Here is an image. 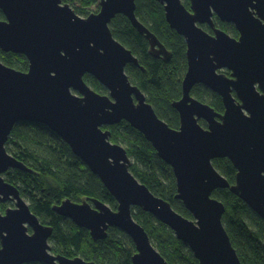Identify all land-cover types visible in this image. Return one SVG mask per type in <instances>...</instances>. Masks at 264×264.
I'll list each match as a JSON object with an SVG mask.
<instances>
[{
    "label": "water",
    "instance_id": "water-1",
    "mask_svg": "<svg viewBox=\"0 0 264 264\" xmlns=\"http://www.w3.org/2000/svg\"><path fill=\"white\" fill-rule=\"evenodd\" d=\"M155 1L187 44L182 97L172 103L179 129L161 119L131 82L126 68L141 67L139 59L110 28L123 15L145 36L154 57L171 60L137 17L136 0H100L99 12L87 18L63 0H0L6 17L0 21V50L23 55L29 63L28 71L21 72L0 61V200L16 202V209L0 212V264H97L53 254V227L43 224L20 190L5 181L10 170L32 172L6 149L21 122L43 125L60 137L117 201L116 211L98 199H66L54 206L95 242L115 228L136 246L132 264H169L135 220L133 210L140 208L168 226L199 264H243L223 224L226 207L213 194L229 189L264 221V0H190L189 9L182 0ZM215 17L233 24L239 38L218 28ZM86 75L108 94L92 89ZM199 85L222 98L223 114L192 95ZM122 122L141 133L171 167L177 199L192 219L130 171L126 149L113 144L110 131L104 130ZM218 159L235 167L234 185L214 166Z\"/></svg>",
    "mask_w": 264,
    "mask_h": 264
},
{
    "label": "trees",
    "instance_id": "trees-1",
    "mask_svg": "<svg viewBox=\"0 0 264 264\" xmlns=\"http://www.w3.org/2000/svg\"><path fill=\"white\" fill-rule=\"evenodd\" d=\"M63 1L70 3V6L79 3L81 9L78 12L88 14L86 10L100 0ZM182 1L189 9L190 0ZM136 4L137 17L171 53L170 61L154 57L145 36L123 15H118L110 28L114 37L139 59L143 68L127 66L126 72L131 82L146 94L147 101L161 119L170 127L179 129L180 116L172 103L182 97V81L187 71L186 41L168 25L163 5L155 0H136ZM2 20H6V17L0 10ZM216 23L238 38L239 33L232 25L223 24L218 19ZM204 29L211 32L209 27ZM0 61L21 72H27L29 68L27 59L14 53L0 50ZM85 81L96 92L108 94L106 88L93 77L86 75ZM192 95L213 107L216 112H225L222 98L208 88L196 86ZM202 125L206 127L203 122ZM104 130L110 131L113 144L126 149L131 159L130 171L134 176L154 195L169 202L179 214L192 219L184 204L177 199L178 188L171 167L158 157L152 144L126 122L104 127ZM6 149L32 170H12L5 176L28 200L32 213L43 224L53 227L54 233L50 239L53 254L81 257L97 264H132L136 246L124 232L110 229L108 238L95 242L88 230L78 227L53 210L54 206L66 199L78 203L83 199H98L115 211L118 207L117 201L101 180L72 152L66 142L43 125L21 122L12 131ZM213 164L231 185L235 184L237 171L231 161L218 159ZM213 197L226 207L223 224L242 263L264 264V221L229 189L217 190ZM133 215L169 264H199L189 247L178 240L168 226L140 208H135Z\"/></svg>",
    "mask_w": 264,
    "mask_h": 264
},
{
    "label": "flooded vegetation",
    "instance_id": "flooded-vegetation-1",
    "mask_svg": "<svg viewBox=\"0 0 264 264\" xmlns=\"http://www.w3.org/2000/svg\"><path fill=\"white\" fill-rule=\"evenodd\" d=\"M216 19H218L217 17H215L214 18V20H215V23H216ZM219 20V19H218ZM220 21V20H219ZM222 22V21H221ZM223 24H228V25H232L234 28H235V26L233 25V24H229V23H226V22H222ZM216 26L218 27V25H217V23H216ZM205 28H207V27H209L208 25H205L204 26ZM203 27V28H204ZM210 28V27H209ZM218 28H220V29H222V27H218ZM211 29V28H210ZM236 29V28H235ZM206 30V29H205ZM223 30V29H222ZM237 30V29H236ZM207 31V30H206ZM225 31V30H224ZM207 32H209V31H207ZM225 32H227V31H225ZM210 34H213V30L211 29V32H209ZM228 33V32H227ZM239 33V32H238ZM229 34V33H228ZM230 35V34H229ZM231 36V35H230ZM233 37V36H232ZM235 38V37H234ZM238 38H239V35H238ZM237 39V38H236ZM152 54V53H151ZM187 72V71H186ZM226 75H228V76H230V73L228 72V71H225L224 72ZM184 79V78H183ZM183 82V81H182ZM181 99V98H180ZM178 101V100H177ZM202 122L203 121H201V124H202ZM204 123V122H203ZM6 175V174H5ZM4 175V179H5V181L7 182V183H9V184H11V185H13L12 183H10V182H8L7 181V178H6V176ZM0 199H3V197L2 196H0ZM27 202V201H26ZM28 203V202H27ZM30 206V205H29ZM3 208H5L4 210H3ZM8 209H16V202L15 201H13L12 199H8L6 202H3V201H1L0 200V212L2 213V214H6V210H8Z\"/></svg>",
    "mask_w": 264,
    "mask_h": 264
},
{
    "label": "rangeland",
    "instance_id": "rangeland-1",
    "mask_svg": "<svg viewBox=\"0 0 264 264\" xmlns=\"http://www.w3.org/2000/svg\"><path fill=\"white\" fill-rule=\"evenodd\" d=\"M70 4V3H69ZM71 7L75 10V12L77 13V15L78 16H80L81 18H87L90 14H93V13H98L99 12V10H100V1L98 2V4H96L95 6H90L87 10H86V12L88 13V14H80L79 12H78V9L80 10L81 9V6L79 5V3H74V4H72L71 5ZM226 71V70H225ZM225 71H222V73H224ZM221 72V71H220ZM84 200H86V199H83V200H80V203L82 202V201H84ZM27 202H28V200H26ZM1 211V210H0Z\"/></svg>",
    "mask_w": 264,
    "mask_h": 264
},
{
    "label": "bare ground",
    "instance_id": "bare-ground-1",
    "mask_svg": "<svg viewBox=\"0 0 264 264\" xmlns=\"http://www.w3.org/2000/svg\"><path fill=\"white\" fill-rule=\"evenodd\" d=\"M22 56H23V55H22ZM24 57H25V56H24ZM25 58H26V57H25ZM3 64H4V63H3ZM11 171H12V170H10L9 172H11ZM9 172H8V173H9ZM6 174H7V173H6Z\"/></svg>",
    "mask_w": 264,
    "mask_h": 264
}]
</instances>
